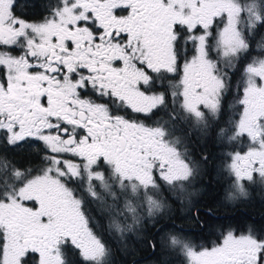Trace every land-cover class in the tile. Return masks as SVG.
<instances>
[{"label": "snow or ice", "instance_id": "1", "mask_svg": "<svg viewBox=\"0 0 264 264\" xmlns=\"http://www.w3.org/2000/svg\"><path fill=\"white\" fill-rule=\"evenodd\" d=\"M40 8L25 18L0 0V264H114L111 238L191 203L209 159L193 133L231 147L228 199L264 191V0ZM25 145L29 167L15 159ZM159 246L185 264H264L251 228Z\"/></svg>", "mask_w": 264, "mask_h": 264}, {"label": "flooded vegetation", "instance_id": "2", "mask_svg": "<svg viewBox=\"0 0 264 264\" xmlns=\"http://www.w3.org/2000/svg\"><path fill=\"white\" fill-rule=\"evenodd\" d=\"M43 2L44 0H17L16 11L25 18H33L41 11L40 5ZM259 40L257 37V42ZM258 53L259 49L253 55ZM242 67L243 64L241 71ZM236 80H239V73ZM227 103L229 113L238 110L232 96L228 97ZM130 115L134 117L136 114ZM189 149L197 158L202 153L209 156L208 162L190 189L191 203L181 206L174 202L170 215L164 216L155 226L150 218H146L141 227L126 233L122 239L111 238L109 242L113 249L114 264H165L166 260L170 264H185L180 253L159 246L161 238H167L169 233L179 235L195 246H207L226 229L245 232L251 228L264 232V191L253 188L246 199L227 198L229 180L222 171V164L224 154L231 151V147L217 142L213 132L205 139H198L197 134L193 133ZM15 159L29 167L31 149L23 146L17 150ZM197 212L199 220L195 216ZM97 220H100L99 214ZM100 222L107 226L106 220ZM153 243L157 245L155 250L151 247Z\"/></svg>", "mask_w": 264, "mask_h": 264}]
</instances>
